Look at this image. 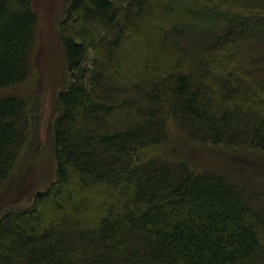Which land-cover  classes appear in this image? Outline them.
<instances>
[{"label": "trees", "instance_id": "1", "mask_svg": "<svg viewBox=\"0 0 264 264\" xmlns=\"http://www.w3.org/2000/svg\"><path fill=\"white\" fill-rule=\"evenodd\" d=\"M37 22L0 0V185L38 124L4 93ZM58 40L55 178L0 214V264H264L263 194L148 153L173 131L264 153V0H68Z\"/></svg>", "mask_w": 264, "mask_h": 264}, {"label": "rangeland", "instance_id": "2", "mask_svg": "<svg viewBox=\"0 0 264 264\" xmlns=\"http://www.w3.org/2000/svg\"><path fill=\"white\" fill-rule=\"evenodd\" d=\"M68 0H34L38 13L33 68L27 79L4 93H18L38 109L34 126L10 177L0 185V214L12 205L25 206L34 193L55 178L51 120L54 98L69 80L58 30ZM90 65L88 60L85 62ZM169 142L151 147L152 156L187 161L194 169L226 175L264 199V153L247 147H229L193 141L183 133L170 134ZM164 156V157H165ZM170 158V159H171Z\"/></svg>", "mask_w": 264, "mask_h": 264}]
</instances>
